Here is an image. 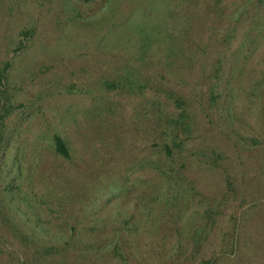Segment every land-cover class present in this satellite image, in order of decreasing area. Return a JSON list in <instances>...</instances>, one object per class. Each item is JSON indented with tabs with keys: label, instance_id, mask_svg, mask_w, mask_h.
Returning a JSON list of instances; mask_svg holds the SVG:
<instances>
[{
	"label": "rangeland",
	"instance_id": "rangeland-1",
	"mask_svg": "<svg viewBox=\"0 0 264 264\" xmlns=\"http://www.w3.org/2000/svg\"><path fill=\"white\" fill-rule=\"evenodd\" d=\"M7 62L0 264H264V0H0Z\"/></svg>",
	"mask_w": 264,
	"mask_h": 264
},
{
	"label": "trees",
	"instance_id": "trees-1",
	"mask_svg": "<svg viewBox=\"0 0 264 264\" xmlns=\"http://www.w3.org/2000/svg\"><path fill=\"white\" fill-rule=\"evenodd\" d=\"M262 1V0H261ZM26 35L30 34V31L25 32ZM23 41H22V45L20 47L17 48V50H20L23 46ZM11 68V62H7L5 67L0 70V95L5 93V86H6V80H7V72L8 70ZM135 85V84H133ZM111 87H117V83H110ZM176 102L179 106V108L181 109V111L178 114V117L176 120H173L174 124H181V125H185V118H186V110L183 108V106H185V101L178 97L176 98ZM8 113V107L5 103H2L1 107H0V121L2 120V122L0 123V142L3 139V131L1 130V127L3 125V119L5 117V115H7ZM173 145L178 146L180 145V142L177 141L176 137L173 138ZM55 144H56V150L58 153L62 154L63 156H65L66 158H69L71 156L70 154V150L69 147L67 146L65 140L59 136L56 135L55 137ZM166 148V152L168 154H172V146H170L169 144L165 145ZM212 260L207 261V264H211Z\"/></svg>",
	"mask_w": 264,
	"mask_h": 264
}]
</instances>
